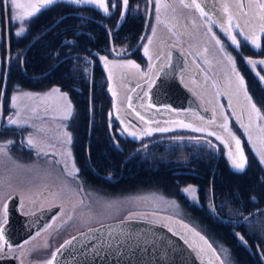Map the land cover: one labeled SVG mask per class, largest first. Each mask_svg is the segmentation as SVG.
<instances>
[{"label":"rangeland","instance_id":"obj_1","mask_svg":"<svg viewBox=\"0 0 264 264\" xmlns=\"http://www.w3.org/2000/svg\"><path fill=\"white\" fill-rule=\"evenodd\" d=\"M188 3L189 0H187ZM168 6L167 4L164 10H167L168 14H175ZM147 9V2H136L130 12L132 14L143 13L146 16ZM187 9L188 13H191L190 7H187ZM160 19L162 21L161 25H164V27H161L162 31H157L159 22L156 16L155 18L153 17L147 35L143 38L142 45L135 52L124 55V57L112 53V48L104 53L102 52L100 57H105L108 63L106 67L105 61H100L103 69V73L100 76L96 73L94 77L95 72H92L91 68H89L90 63L85 61L84 77L92 83L93 76L96 83L104 84L107 89H112L111 97L113 105L115 103L116 107L114 108L112 105L110 110L113 114L111 117L108 116L106 106L104 107L107 122L109 126L111 125V128H108L107 138L108 143L112 147H117V145L120 147L122 140L127 141L128 137H133L123 131L124 127L128 126L129 131H137L138 133L137 137H133L135 138L134 142H136L134 148L138 149L144 146L138 151L139 157L142 155V157L150 156L152 160L165 159L167 164L174 163L176 169H173V174L181 176L185 174L192 175L194 176V181L189 182L187 181L188 178L181 177L174 179L173 185H169L170 190L165 188L164 184L156 182L151 187L141 186L123 192L108 191L89 183L81 175L80 167L74 154V134L71 130V122H73L75 117L76 108L75 101L70 93L62 90L57 85L42 86L39 89H35L29 86L26 87L23 81H18L14 84L13 82L10 83V79H8L4 100V121L0 129V144H5V150L0 152V207L6 203L7 198L13 193L20 195V210L22 212H31L35 209L55 204L61 205L59 212L51 223L34 238L22 244V264H32L33 262L46 264L62 242L68 237L77 234L78 231L124 218H146L167 225L185 238L186 241L196 246V248L202 246L209 251L208 253L211 250L212 254H214L215 264H249L248 261H244V263L241 261V258L243 259L241 255L248 256L246 250L254 256L255 264H264V205L247 209L246 202L242 198L240 200L238 198L237 201L231 200L233 196L229 192L225 194L217 192L216 198L213 186V202L219 213L226 218L223 220L231 225V231L236 237V243L231 246L228 245L221 237L218 238L215 234L210 233L208 226L205 224L207 220L206 212L215 219L222 220V218L214 213L211 187L203 189V195L200 193L202 176L198 175L197 168L201 158L205 155L211 159L216 158L217 149H215L213 144L217 143L222 149L223 156L228 160L229 167L234 169L232 160L229 158V149L225 147L224 143L222 145L221 141L217 140L215 136L208 135V132H215L221 135L219 129L217 131L214 128L219 127V124H221L218 120L221 114L227 116V128L237 135L241 141V148L247 161L246 167L250 149L257 156L256 158L261 161L260 152H255V150L264 149L261 146V140H264V133H262L264 131V120L254 119L253 125H251L254 129L246 126L252 131H250L251 135L245 137L240 131L241 128L238 127V124L236 123L237 125H235L226 101L225 106H221L222 112L220 111V104L214 105L211 102L215 97L218 100H224L225 95L230 100L231 93L225 92L229 89V85H225V88H220L223 85L220 84L218 75L213 74L210 77L212 81L211 87H213L212 97L202 88L207 78L202 72L198 79L195 78L196 75L190 74L185 75L184 80L194 90L196 87L199 94L204 97V100L208 101V106L213 114L212 120L200 117L193 112L175 113L171 110H153L147 107L143 102V96L147 85L154 78V64L156 65L167 57V48L170 45H177L179 42L184 44L183 41H180V38H177L178 33L170 27L168 21L163 16ZM224 19L226 20V25V15H224ZM200 20H202L201 22L204 25L199 27L196 32L193 31V36L190 37H193L199 43V40L210 39L212 34H215L221 40L219 50L221 51V46H223L224 50L221 52L224 54L225 61L229 63L232 75L220 74V80L222 84L233 83L236 79L233 75L232 64L226 58L225 53L234 60L235 51L233 50H237L236 47L231 44L225 33L222 30H218L214 24L211 25L212 32L209 33L206 18L200 15ZM27 21H25V26ZM235 23L234 21L233 24ZM16 24L17 28H19V23L17 22ZM153 28H155V35L153 34ZM142 31L143 28L138 34L137 40L134 37V41L131 42L126 37H123L122 40L115 42V50L121 54L133 50L143 34ZM253 31L257 34V31H259L258 25L253 26ZM233 35L238 36L239 29L233 27ZM258 38L260 40L261 37L258 36ZM149 39L152 42L148 45L147 41ZM242 44L240 41V47ZM184 46L183 50L187 54L188 62H190L194 70L199 69L196 63L193 64L194 53L191 48ZM145 48L148 49V56L145 55ZM214 52L217 51L214 50ZM128 61L138 64L140 66L139 71L134 68L121 67V65L127 64ZM3 66L0 63V93L3 85V80L1 79ZM235 67L236 71L239 72L236 62ZM257 67L263 73L261 66L257 64ZM109 76H111V79H109ZM227 78H229L228 81H226ZM199 79L200 81L198 82ZM53 88H59L61 93H67L68 99L72 104V115L69 119H63L67 106L59 98L58 93H53L44 100L30 99L23 96V93L27 92L39 94L43 97L45 94L50 93ZM113 92L116 94L115 96H113ZM14 95L20 97L17 100L16 108L12 107L11 98ZM127 97H131L132 107H128ZM231 98H233L232 100L235 99L234 97ZM234 105L237 111L236 116L239 119L241 118L240 109L245 105L244 103L240 104V102ZM257 108L264 115V110L259 106ZM104 111L101 110V114H104ZM17 112H19L18 117ZM137 113L144 116L145 121L148 123L141 121ZM117 116L120 119H117ZM9 117L17 118L19 121L18 125H9ZM121 119L124 124H121ZM241 120L242 118L239 119L240 122ZM181 121L186 124H192L194 127H202L206 131L196 132L190 128L178 127L176 122ZM209 121H214V123H209ZM242 124L245 125L244 122ZM133 125L135 127H132ZM145 127H170L172 130L167 132L154 131L150 136H141L139 130ZM65 133L71 134V144L67 143ZM29 137L32 138L33 146L28 144ZM249 137H251V140H249ZM8 141H12V143L6 144ZM208 141L211 142V146L207 143ZM69 151L71 156L68 155ZM138 152H135V154ZM131 154L129 153V157L134 155ZM233 157L238 159V155H233ZM73 162L75 163V169L79 170L78 172L73 169ZM261 165L264 169V163H261ZM74 172L75 174H70ZM261 177L263 178L264 174ZM175 182H182L183 184L176 185L174 184ZM189 186L197 190L195 193L197 199L194 200L190 195L182 191V189ZM201 237L204 239H201ZM240 237H243V241H241ZM238 245L244 246V249L240 251Z\"/></svg>","mask_w":264,"mask_h":264},{"label":"trees","instance_id":"obj_2","mask_svg":"<svg viewBox=\"0 0 264 264\" xmlns=\"http://www.w3.org/2000/svg\"><path fill=\"white\" fill-rule=\"evenodd\" d=\"M97 17L102 19L113 30L114 43L122 40L123 37H126L131 42L134 41V37L137 40L138 34L144 28L143 21L127 19L123 21L121 27L116 29V26L120 24L117 15H114L112 21L102 13L99 14L97 12ZM65 26L64 36L67 41H72L71 44L65 45L69 58L66 64H59L55 68V73L49 74V76L33 77L26 75L27 72L38 74L43 71L42 69L48 68L51 64L54 65L58 61V59L50 58V56L54 53V50H59L58 47L61 40L52 36L43 37L36 45L37 53L26 57L24 68L21 67V61L12 62L9 79L10 83L13 82L15 84L18 81H23L26 87L29 86L35 89H39L42 86L57 85L62 90L68 91L73 97L76 114L73 122H71V130L74 134V154L80 167L81 175L89 183L113 192L129 191L141 186L151 187L156 182L164 184L165 188L170 190L169 185H173L174 179L181 177L188 178L187 181L189 182L194 181V176L192 175L185 174L181 176L173 174V169H176L174 163L167 164L165 159L152 160L150 156L142 157V155L139 157L138 151V153L129 157V153L131 154L136 149L134 148L136 142L131 137H128L127 141L121 139L120 147H112L108 143L107 132L109 124L104 107L106 106L107 108L108 116L110 113L113 114L110 110L113 105L111 92L104 84L96 83L93 76L92 83L90 80L85 79V64L82 63V58H73L70 54L79 51L78 40L80 39L89 45V37L80 35L78 39L76 33L78 34L80 25H76L75 21H66ZM97 35L101 56L102 52L104 53L111 49V39L107 27L102 23H98ZM233 51H235L240 70L247 80L249 90L256 104L258 103L264 110V85L245 60L246 56L264 57V39L262 50L260 51L253 50L248 45H244L241 51ZM93 72H95L94 77L96 73L100 76L103 73L101 65L97 66ZM101 110L104 111V114H101ZM131 147L132 149H130ZM250 150L248 151V165L243 172H237L229 167L223 154L220 155L217 165L216 158L211 159L206 155L202 157L201 162L197 166L198 175L202 176L200 193L203 195V189L211 187V179L213 177L215 197L217 192L223 194L229 192L233 196L231 200L237 201L238 198L239 200L242 198L246 202L247 209L264 205V177H261L264 174V169L261 161ZM174 184L181 185L183 183L175 182ZM202 214L205 215L204 212ZM206 216L205 224L208 226L210 233L215 234L218 238L221 237L230 246L236 243V237L233 235L229 223L223 219H215L207 212ZM238 246L240 251L244 249V246ZM246 252L248 256L241 255L244 259L241 258V261L255 264L254 256L247 250Z\"/></svg>","mask_w":264,"mask_h":264},{"label":"flooded vegetation","instance_id":"obj_3","mask_svg":"<svg viewBox=\"0 0 264 264\" xmlns=\"http://www.w3.org/2000/svg\"><path fill=\"white\" fill-rule=\"evenodd\" d=\"M21 2L26 3L27 0H21ZM106 2L108 3L109 14H105L102 9H100L94 5H91V4H89V5H73V4H69V3H65V2L57 3L56 5L50 6L49 8L42 10L40 13H37L30 20H28L26 22L27 25L25 26L27 30L22 36H16L15 35V33L19 30V28H17V24L11 23L6 18L5 14H4L3 6H0V63H1V65L2 64L4 65L3 66V75H2L1 79L3 80L5 78V74H6L5 71L7 68L8 56H9V61H10L8 72H9V76H10L12 62L13 61L16 62L17 60H19L22 62L21 67L24 68V63L26 62V57H29L32 54L35 55L37 53L38 49H36V45L39 41H41L43 39V37L47 38V37L52 36V37H57V38H59V40H61L59 43V47H58L59 50H54V53L51 54V56H50V58L58 59V61L54 65L51 64L48 68L42 69L43 71H40L38 74H35V73L32 74V73L27 72L26 75L28 74V75L33 76V77L49 76V74L55 73V68L58 67L59 64H63V63L66 64L68 62V59H69L66 48H65V45H66L65 41H67V39L64 36V31L66 30V26H65L66 21L67 22L68 21H75L76 25H80L79 26V32H78V34L76 33V36H78V39L80 38V35L89 37V40H90L89 45H88V43L85 44L83 41H81V39L78 40L79 51L76 53L73 52L70 55L73 58H82V63H84V64H85V61L90 63L89 68H91V71L93 72L97 66L101 65V63H100V61H101L100 49H99L100 46H98V35H97L98 23L99 24L102 23L103 25H105L107 27L109 35H110V39H111L110 42H112V44L114 45V38H113L114 34H112L113 30L111 28H109L107 26V24H105L102 19H98L97 12L99 14L102 13L107 18H110V21H112V18L114 17V15H117V18H118V21L120 24L116 26V29L121 27L123 25V21L127 20V19L131 20V21H133V20L143 21L144 22L143 31H144L145 25H146V19H147L148 12H149L148 9L150 6L151 14H150V18L148 21L149 25H148V28L145 32L146 33L145 36L147 35V31H148V29L152 23L151 21H152L153 17L155 18V16H156V18H157V15H158L157 11H156V0H128V6H127L126 10L123 7L122 0H106ZM136 2L137 3L147 2L148 9H147L146 16H144L143 13H141V14L133 13L132 14V12H130L133 4H135ZM214 2H215V0H207V3H205V0H197V3H201L202 6L205 7L206 10H208V8H210L211 4ZM184 3L187 4V0H184ZM113 4L116 5L115 8L112 7ZM167 4L169 5L168 7H170V10H172L175 14H172V15L168 14L167 10H164V8ZM188 4H191V0H189ZM190 9H191V13H188L187 7H185L184 4L181 3V0H161V7H160V11H159V20L157 19V21L159 22L157 25V31H162L161 27H164V25H161L162 21L160 19L163 16L165 18V20L168 21L170 27L173 28V30L176 33H178L177 38H180V41H183L184 44L179 42L177 45H170L167 48V54H168L167 57L164 60H162L161 62L157 63L156 65L154 64V66H155L154 71L155 72L153 74V76H154L153 80L156 78L158 71L162 67L167 66L169 59H170V55H171L170 54L171 48H173V47L179 48V50L182 53H184V55H185V57H184L185 68L180 72L181 79H182L183 83L185 85H187L189 88L193 89L192 86L188 85L185 82L184 76L192 74V75H196L195 78L198 79L200 73L202 72L207 77L206 82L203 83L204 86H202V88L205 89L204 91H206L209 95H212L213 87H211L212 81H211L210 77L213 76V74L218 75L219 82L221 85H223V86H220V88H225L226 87L225 85H229V87H228L229 89H227L225 92L231 93L230 96L234 97L235 99L232 100L233 98L230 97V100H229L227 95L224 94L225 95L224 100H222V99L218 100L217 97H215V99H213V100H211V99H209V100H211V102L214 105L220 104L219 106H220L221 112H222L221 106L224 107L225 106L224 104L226 101V105H229V109L231 110L234 123H235V125L238 124V126H240V125H239L238 120H237L238 119L236 116L237 111H236L234 104L237 102H240V104L244 103L245 106L244 107L242 106V108L240 109V116L242 118V121L245 123V126L252 127L251 125H253L252 123H253V120L255 119V116H254V114L251 113V108L248 105V101L245 99V96L243 94V90L241 89V90L237 91L238 80H237L235 73L233 72L234 73L233 75H234L236 81H234L231 84H226V83L222 84V82L220 80V74L229 75V76L232 75V73H230L231 68L229 66V63H227L225 61L224 54L219 50L220 45H217L216 42L214 41V39H212V37L210 39H207V40H204V39L199 40L200 41L199 43H197L193 39V37H190V36H193V33H192L193 31L196 32V30L199 29V27L204 25V23L201 22L202 20H200V15H199L198 11L196 10V8L190 7ZM122 14H123V19H121ZM224 15L225 14L221 10V11H217L215 13V15L213 16V19L217 21L216 23H214V25L220 31H221L220 24L221 23L225 24V22H226V20L224 19ZM252 30H253V28H252ZM245 31H247V29H245ZM256 35L261 37V39H260L261 40V48L260 49H256L251 44L250 41H245L244 36L239 34L237 36V39L243 43L242 46L240 47L239 51L242 50L244 45L250 46L253 50H257V51L262 50L264 33H260L259 31H257ZM143 40L141 41L139 47L142 45ZM147 44L149 45V40L147 41ZM110 45H111V43H110ZM184 45L191 48L192 52L194 53L193 64L196 63L197 66L199 67V69L194 70L192 68L190 62H188L187 54L183 50V48L185 47ZM111 48H112V45H111ZM214 50L217 52H214ZM246 58L256 60V61L264 59V57H253V56L252 57L246 56ZM246 58H245V60H246ZM257 58H259V59H257ZM234 61L236 62L237 69L240 72L239 74L244 79L245 88L247 90L248 95L251 96L252 102L256 104V102L253 98V95L249 90L247 80L240 70V67H239V64L237 61V56L235 53H234ZM249 66L256 73L259 72L261 76H264V70H262L263 71V73H262L259 71L258 67L253 68L251 65H249ZM260 66H261V69H263V65H260ZM131 69H133V68H131ZM8 79H9V77H8ZM230 79L232 80V78H230ZM228 80H229V78H227L226 81H228ZM199 81H200V79L198 80V82ZM260 81L264 85V82L262 80H260ZM194 92L200 98V101L203 104V106L205 108L209 109L211 114H212V111L208 106V101L204 100V97L199 94L196 87H195ZM145 93H146V90H145ZM145 95L146 94H144V96H143V102L145 100ZM212 97H213V95H212ZM236 98H238V99H236ZM256 106H259L260 108H262L258 103L256 104ZM153 110H155V109H153ZM168 111H170V110H168ZM247 113H248V115H247ZM225 118H226V121H225ZM205 119H207V118H205ZM212 119H213V114H212V118L210 120H212ZM218 120L221 123L228 122L227 116H224L223 114H221L219 116ZM214 128L217 131L219 129L222 137L225 140L230 139L228 132L225 131L223 128H221V127H214ZM252 128L254 129V127H252ZM229 131L231 133H233L231 130H229ZM240 131L244 135H247V134L251 135L250 131H252V130L247 129V131L244 132V130L242 128V129H240ZM262 133H264V131H262ZM131 138L135 139L133 137H131ZM237 138H239V137H237ZM221 144L223 145V143H221ZM219 149H220V147H219ZM231 151H232V154L234 156H237V153L235 151V143L234 142H232V144H231ZM255 152L261 153V152H264V149H259L258 151L255 150ZM216 154H217V152H216ZM221 154H222V149H220V155ZM224 158H225V156H224ZM225 160L228 161L226 158H225ZM13 194H15V193H13ZM10 197L11 196H9L7 198V200ZM19 199H20L19 200V202H20L21 198H19ZM7 200L5 201L6 204H7ZM20 205H21V202H20ZM20 205H19V208H20ZM3 206L0 207V220H3ZM44 207H46V206H44ZM44 207H41V208H38L35 210L43 209ZM35 210H33L31 212H25V211H23V212L32 213ZM7 218H8V222H9L8 213H7ZM7 225H8V223H7ZM7 225H5V227ZM14 231H13V233H14ZM40 232H38V234ZM38 234H36V235H38ZM4 239L6 240V237ZM3 244H4V242L0 241V245H3ZM8 244H10V243H8ZM10 245H11L10 248H8L7 246H4L3 250L0 251V264H22V256H21V246L22 245H19V244H13V245L10 244ZM194 247L196 248V246H194ZM196 249L199 250L201 259H203L207 264H215V262H214L215 258L213 256L214 254H212L211 250H210V253H208L209 251L207 249L203 248L202 246H199ZM32 264H38V263L33 262Z\"/></svg>","mask_w":264,"mask_h":264},{"label":"water","instance_id":"obj_4","mask_svg":"<svg viewBox=\"0 0 264 264\" xmlns=\"http://www.w3.org/2000/svg\"><path fill=\"white\" fill-rule=\"evenodd\" d=\"M148 11L145 29L135 48L130 52L121 54L115 50V45L111 42L112 51L115 55L124 57V55L135 52L139 47L149 25L150 6ZM170 54L167 66L158 71L153 80L154 83L152 81L147 85L144 104L147 107L152 105L150 108L155 110L166 109L175 113L193 112L200 117L211 119L210 110L203 106L194 90L185 85L181 79L180 72L185 68L184 53L179 48L173 47ZM7 61L6 74L0 93V129L4 121L9 56ZM213 145L217 149V165L220 149L217 143ZM143 147H139L132 154ZM216 165L213 170L214 174ZM211 182L214 213L220 218L226 219L217 212L213 202V177ZM19 198V194L15 193L7 200L9 222L5 227V237L7 243L12 245H22L35 237L38 232L51 223L61 208L60 204H55L35 210L32 213H25L20 211ZM169 229L171 228L165 224L146 218H124L91 226L88 229L78 231L77 234L62 242L57 248L60 251H55L57 255L54 264H207L201 259L199 250L192 243L188 241L185 243V238L182 239L179 233L172 229L169 231ZM74 237L75 239H73ZM66 241H71V243L66 244ZM62 245H64L63 248Z\"/></svg>","mask_w":264,"mask_h":264},{"label":"snow or ice","instance_id":"obj_5","mask_svg":"<svg viewBox=\"0 0 264 264\" xmlns=\"http://www.w3.org/2000/svg\"><path fill=\"white\" fill-rule=\"evenodd\" d=\"M65 2L73 5H94L104 11L105 14H109V7L106 0H27L26 3H22L21 0H0V6H3L4 14L6 18L11 23H19V30L15 33L16 36H22L26 32L25 27V21L30 20L33 16H35L37 13H40L42 10L49 8L50 6L56 5L57 3ZM181 3L184 4L185 7H195L197 11H199L201 17L206 18L208 22V32H212L211 25L216 23L217 21L213 19V16L217 11H221L226 15L227 17V24L224 23L220 24L221 30L225 33L228 40L231 42L232 45L236 47V49L240 48V41L237 39L236 35H233V27L236 29H239V34L244 36L245 41H250L251 44L256 48L260 49L261 44L259 42V38L256 35V33L252 30L254 25H258L259 32L264 33V0H215L214 3L211 4V7L208 8V10L205 9V7L202 6L201 3H197V0H191V4H185L184 0H181ZM205 3H207V0H205ZM123 7L125 10L128 6V0H122ZM113 8L116 7L115 4L112 5ZM161 7V0H156V11H157V19L159 20V11ZM121 19H123V14L121 15ZM243 21L241 23L240 21ZM236 22L233 24V22ZM247 29V31H245ZM153 34L155 35V28H153ZM212 38L215 40L217 45H221V40L215 35L212 34ZM151 39H149V44H151ZM66 44H71L72 41H65ZM223 46H221V51H223ZM145 55L148 56L149 52L148 49L145 48ZM226 58L228 61L232 64V70L235 73L237 80H238V89L244 90V96L245 99L248 101V105L251 108V113L254 114L256 120H264V115L261 114V111L259 108H257L256 104L252 102L251 96L248 95L247 90L245 88V82L243 77L239 74V72L236 71L235 67V61L233 58L227 53H225ZM101 60L105 61V66L107 67V59L105 57H100ZM151 59V57H149ZM246 63L248 65H251L253 68L259 65H264V59H261L259 61L247 59ZM121 67H128V68H134L137 71H139L140 66L136 64L133 61H128L127 64L121 65ZM264 70V69H262ZM257 76L260 78V80L264 81V76H261L259 72L256 73ZM109 79H111V76H109ZM155 81H153L154 83ZM109 91L111 92L112 89L109 88ZM53 93H58L59 98L65 102L67 109L64 114L63 119H69L72 115V104L71 101L68 99L67 93H61L59 88H53L50 93L45 94V96H40L39 94H33V93H23L24 97H28L30 99L37 98L40 100H44L46 97H50ZM116 94L113 92V96ZM20 99L19 96L14 95L12 100V107H17V100ZM128 107H132L131 104V97L126 98ZM152 105H149L151 107ZM113 107L115 108L116 105L114 103ZM35 111V109H33ZM111 113L109 116L111 117ZM139 116V119L141 121H145V117L137 113ZM19 116V112H17V117ZM117 119H120L119 116H117ZM202 119V118H201ZM226 121V118H225ZM121 124H124V121L120 120ZM19 121L17 118H8V124L9 125H18ZM147 124L148 122L145 121ZM167 123V122H166ZM178 127L182 128H190L192 131L196 132H204L206 129L202 127H194L192 124H186L181 122H176ZM209 123H214V121H209ZM111 128V125L109 126ZM132 127H135L134 125ZM219 127L223 128L225 131L228 132L229 140H225L221 135H218L215 132H208V135H213L216 137L217 140H220L221 143L225 144V147L229 148V158L232 160L233 168L237 172H242L246 168V158L243 154L242 148H241V141L239 138H237L233 133H231L228 128L227 124L221 123L219 124ZM241 127H244L242 124ZM172 129L170 127H145L144 129L139 130L141 136H150L154 131L159 132H167L171 131ZM124 132H127L128 135L137 137L138 133L137 131H129V127L125 126L123 129ZM67 136V143L71 144V134L65 133ZM249 140H251V137H249ZM232 142L235 143V151L238 155V159L233 157L232 151H231V144ZM12 141L6 142V144H11ZM211 146V142H207ZM28 144L30 146H33L32 138L29 137ZM118 146V145H117ZM261 146L264 148V140H261ZM255 147V146H253ZM5 150V144H0V152ZM68 155L71 156V152H68ZM261 163H264V152L259 153ZM75 172H78V169H75V163L73 162L72 165ZM70 173V174H75ZM182 191L188 195H190L194 200L197 199L195 196L196 189L192 188L191 186L182 189ZM174 203V202H173ZM7 211L8 206L5 203L3 206V220H0V241H3L4 244L0 245V251L3 250L4 246H7L8 248L11 247L10 244L7 243V241L4 239L6 234V228L5 225L8 223L7 218ZM171 231V229H169ZM38 234V233H37ZM199 235V233H197ZM183 239V237H181ZM75 239V237L73 238ZM201 239H204L201 237ZM241 241H243V237H240ZM66 244H70L71 241H66ZM187 243V241H185ZM207 243V241H205ZM62 248L64 245L61 246ZM191 247V245H190ZM211 247V245H209ZM60 249H57V252H59ZM57 253H53L52 258L46 262V264H54V261L56 260ZM219 258V257H217Z\"/></svg>","mask_w":264,"mask_h":264},{"label":"crops","instance_id":"obj_6","mask_svg":"<svg viewBox=\"0 0 264 264\" xmlns=\"http://www.w3.org/2000/svg\"><path fill=\"white\" fill-rule=\"evenodd\" d=\"M241 22L243 23L242 20H241ZM260 39H261V38H260ZM259 42H260V44H261V40H259ZM263 69H264V65H263ZM247 115H248V113H247ZM239 119H241V118H239ZM239 119H237V120H238V123H239V125H240V126H238V127H240L241 129L243 128L244 132H246L247 129H249V128L246 127L245 125H244V127H241L243 121L241 120V122H240ZM247 135H249V134H247ZM247 135H245V137H247ZM236 136H237V135H236ZM237 137H238V136H237Z\"/></svg>","mask_w":264,"mask_h":264}]
</instances>
